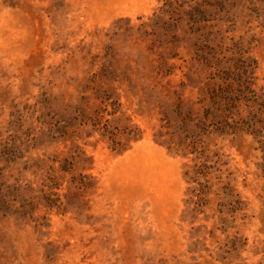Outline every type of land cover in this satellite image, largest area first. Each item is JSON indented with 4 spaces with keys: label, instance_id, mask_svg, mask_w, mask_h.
I'll use <instances>...</instances> for the list:
<instances>
[{
    "label": "rangeland",
    "instance_id": "1",
    "mask_svg": "<svg viewBox=\"0 0 264 264\" xmlns=\"http://www.w3.org/2000/svg\"><path fill=\"white\" fill-rule=\"evenodd\" d=\"M0 264H264V0H0Z\"/></svg>",
    "mask_w": 264,
    "mask_h": 264
}]
</instances>
